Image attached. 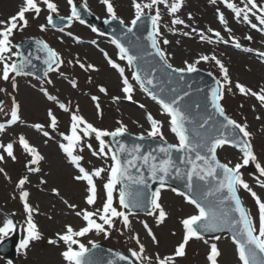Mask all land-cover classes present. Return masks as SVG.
Returning a JSON list of instances; mask_svg holds the SVG:
<instances>
[{"label":"snow or ice","instance_id":"6c2138e0","mask_svg":"<svg viewBox=\"0 0 264 264\" xmlns=\"http://www.w3.org/2000/svg\"><path fill=\"white\" fill-rule=\"evenodd\" d=\"M66 2L70 7V13L67 16L59 15V6L55 0H22V4L14 15L7 20L0 19V80L10 82L14 90L18 87L16 77L35 74L26 71L29 66L34 67L32 59L20 51L21 45L15 42V34L29 27L30 16L37 19L42 12H47L46 22L39 24L41 32L47 31L49 26L57 27V19L67 21L69 27L74 21H78L80 24L87 23L82 18L81 5L74 0H66ZM209 2L213 5L217 4V0H209ZM101 3L106 6L108 14V19L104 23L116 20L124 26L122 36L127 40V46L120 38L114 36L111 39V43L118 49L119 60L127 62V66L132 69V79L139 84L144 93L158 103L162 114L168 117L169 130L175 135L177 143L167 142L162 131L164 122L155 118L151 112L146 114L149 123L147 136L158 138L162 143L156 151L146 153L141 152V145L135 144L129 148L118 139L128 133L127 125L122 121H117L118 127L109 131L97 127L85 119L83 115L79 114L78 104L73 108L71 101L66 103L60 100L58 96L51 94L44 84L52 85V79L47 77L49 73H57L75 89L78 87V81L69 79L61 70L62 66L65 64L78 66L85 72L98 71L97 67L92 63L82 61L78 56L65 61L62 54L46 41L35 40L38 51L45 53L43 63L46 65L43 75L47 79L42 82L39 91L48 101L52 102L53 107L47 109V125L34 123L31 127L47 138L44 140L45 144L49 140L57 143L67 162L75 169L72 180L85 185L84 202L89 206L80 208L77 204L70 203L61 196L59 188H51L50 191L60 197L65 206L81 219L83 226L76 229L71 224H66L62 232H57L55 238H49L47 242L54 246L63 244L64 250L61 252V256L65 264H96L92 259V249L98 248V244L95 241H89L88 243L92 246L90 249L82 242L81 238L91 232L109 237L113 231L117 230L119 223L121 234L123 235L125 230L129 231L131 233L129 238L137 245L136 248L128 249V255L116 252L115 257L119 261H124L126 264H179V259L184 258L187 254L186 247L190 241L196 239L209 244V241L205 239V234L227 231L230 234L239 264H264V199L242 178L241 173L243 167L254 162L259 173L256 177L257 182L261 187H264V179H261L264 177V164L258 161L255 146L252 143L254 133L249 131L247 122H238L227 115L222 103L226 95L233 92L234 86L240 94L254 97L260 102L261 107H264V87L254 90L239 81L234 83L230 77L229 68L215 54L210 56L201 54L192 62L185 60V67H173L169 62L170 54L161 47V45H169L170 41L161 31V12L156 6L164 4L173 16L170 22L171 26L165 25L169 32L180 31L172 26L181 25L189 29V31L182 32L184 36L193 37L195 35L202 42H222L224 44L232 42L236 48H240L239 40L234 36L225 39L220 31L211 27L205 30L186 23L178 15L184 6V0H171V2L169 0H148V2L131 0L134 16L127 24L117 15L113 0H101ZM221 3L233 13V18L237 22L245 23L251 29L264 34V0L261 3H258L257 0H242V7L233 0H221ZM82 7L84 10H88L87 0H84ZM146 9L149 11L146 12ZM153 11L154 14H152ZM216 12L219 23L224 26L226 32L231 33L232 29L229 27V20L225 13L220 8H217ZM146 17L151 22V30L148 32L147 39L154 50V55L159 57L162 62L161 67L171 70L168 73L170 77L175 73L178 74V81H183L186 73L198 71L196 65L201 61L214 62L219 67L222 79L216 80V86L210 88L208 103L214 110L212 113H207L208 103L191 104L186 101L185 98L190 95L188 91L163 86L157 87L160 82L155 76V70L146 72L139 66L143 55L150 54L142 48L141 38L135 31ZM253 18L256 22H253ZM188 19H194L190 12ZM89 27L93 32L98 31L94 25H89ZM60 31L64 32V28L61 27ZM208 33H212L216 40L213 41L212 36H209ZM66 34L73 37L71 31ZM129 34L135 37L134 41L128 39ZM75 39L79 41L80 38L75 37ZM245 39L251 41L253 37L248 35ZM92 43L95 44L96 41H92ZM134 48L136 54H133ZM100 51L111 68L118 71L122 80L121 91L124 94V99L132 101L135 88L125 74V67L113 60L103 49ZM245 51H256L257 56L264 61V51L252 48H246ZM36 59H40V57L37 56ZM89 79L91 78L89 77ZM5 91L6 89L0 88V92ZM99 91L105 94L108 92L104 86H100ZM112 99L118 101L121 97L113 96ZM91 100L95 103L98 115H102L100 97L92 95ZM20 107L15 96H12L11 118L7 121L8 125L16 124L18 121L22 122ZM57 107L64 113L70 114L69 128L66 132L59 133L62 138L60 140H56L53 135L59 124V117L55 110ZM141 107L144 106L141 105ZM202 109L203 111H201ZM217 116L223 119L217 120ZM256 119H261V117L257 116ZM5 131L6 125L0 123V133ZM106 138H112V142L110 143ZM139 138L143 140L144 133H141ZM93 139L97 142L96 146L91 142ZM225 146L238 148L242 153V161L234 165L231 164V161L222 162L218 158V150ZM16 147L21 148L29 157L25 165L27 172L40 174L42 162L46 161V157L22 133L15 142L0 143V163L5 162L6 157L16 161ZM85 150L89 151L92 156L105 160V166H86L83 155ZM174 152L180 155L174 157ZM108 161L110 163H107ZM181 165L184 167L182 168ZM132 170H135V174ZM145 170L147 175L144 174ZM0 174H3L6 179H11L4 167H0ZM173 177L185 181L186 191L171 187L169 179ZM98 181L102 182L103 189V201L99 205ZM149 181L158 182V186L153 189ZM30 183V176L23 175L18 178L15 184L25 212V235L19 243V249L25 251L31 242L41 240L43 235L34 219V215L39 213V209L30 202L31 194L27 187ZM39 183L46 185L47 180L40 176ZM133 185L138 187L134 188ZM165 188H170L172 192L193 205L196 213L180 221L184 234L182 240L174 247L173 252L163 256L156 253L153 257L147 254L145 244L140 235L135 232L132 217L142 211L147 216L153 217L157 225L164 223L169 216L162 203V190ZM241 189L250 193L254 198L258 207L256 217L252 216L239 195ZM49 218L51 219V217ZM141 223L153 244L158 245L159 240L152 227L147 221H141ZM17 227L13 219H6L0 226V241L9 233L14 232ZM221 238V235H216L214 237L216 242L210 243L206 255L208 264H220L224 255L218 246ZM108 264H115V262L109 260Z\"/></svg>","mask_w":264,"mask_h":264},{"label":"rangeland","instance_id":"374dc122","mask_svg":"<svg viewBox=\"0 0 264 264\" xmlns=\"http://www.w3.org/2000/svg\"><path fill=\"white\" fill-rule=\"evenodd\" d=\"M192 1L193 0L184 1L185 10L180 12L182 18L189 21V24H191L192 26L206 30L208 29L209 26H213L215 24L220 25L217 19V13L215 14V11L210 12L209 8H207L208 9L207 11L204 10L202 11V8L204 7L202 5L198 6L197 2L196 4H193ZM207 1L209 4H211L209 0ZM258 1L262 2V0H258ZM55 2L58 4L60 12L64 13V0H55ZM87 2L95 6L96 14H98L100 17L106 16L104 8L101 4V0H87ZM114 2L116 4L117 11L121 16V18H123L125 21L128 22V20L134 15V9L132 8L131 0H114ZM21 4H22V0H0V19L6 20V18L9 15L14 14L19 9V6ZM160 12H161L162 32L164 33L166 38L170 40V44L166 45V49L167 48L170 49V53H169L170 62L176 65H182L183 59L189 58L191 56L190 53L188 52V49H193L196 52L198 51L196 49L197 47H193L195 45L200 47L201 51L209 50L205 46L207 42H200V40H198V36L195 35L193 37L184 36L182 32L185 31L186 28H184L181 25L172 26L176 29H180V31H177L175 33L169 32L167 27H165V25L171 26L170 22L171 19H173V16L168 12L165 5L161 6ZM189 12L192 13L194 19L192 20L188 19ZM46 16H47V12L46 11L42 12L39 18L34 19L30 23L29 27L25 28L23 31L18 33L16 37L21 36V33L24 34L30 33V30L37 31L39 29V24L45 21ZM31 19L32 17L30 18V20ZM71 30L80 35L81 41L84 40L83 41L84 45L77 44L73 39L68 37V35L66 34H63L58 38L51 39V42L53 43L54 46L58 47L59 50L64 52L65 61L72 60L78 56L82 61L86 63L94 64L97 67L98 71L85 72L82 69H80L78 66H71L65 64L64 72L66 76L69 79H76L78 81V87L73 89L65 78L64 80H60V83L63 85V87L60 86L59 89H64V102L71 101V106L73 108H75V106L78 104L79 113L86 112L91 117L94 116L95 118L93 117V122L95 124H100L102 128L105 127L107 129H115L116 127H118L117 121H122L124 124L127 125L128 130L138 133L144 132L149 127V123L147 122L146 119V113L148 111L152 112L155 115V118L163 121L165 127V121L163 120V117L158 113H154V112H159V111H155V109L157 110V106L149 98L147 97L142 98L141 96L137 95L138 96L137 101L145 105L142 108L141 107L142 104L139 103H137L139 106L131 105V104L121 105L122 102L113 101L112 97L116 95L108 89H107L108 90L107 94L101 93L99 91L100 86H108L109 83H111V80L113 78L112 77L113 72L104 62L103 57L100 54L99 50L95 48H91L89 46V42L87 40L89 38H92L93 36H88V33H86L85 30H83V28L78 24H75ZM47 33L49 34L51 33V31H48ZM248 60L249 59H245L244 61L241 60L239 61L238 59L239 63L242 64L238 66L237 65L234 66L233 70L231 69L229 70V73L234 83L236 81H241L245 85L253 87L255 86L254 82H256L254 80L255 75L258 73L254 70V67H252L253 63L249 62ZM259 73L261 72L259 71ZM82 77L84 78L80 79ZM89 77L91 79H89ZM113 82H115V80ZM110 86L112 85L110 84ZM114 86H117L116 82ZM23 90H25L24 92H26V95L23 96L24 103L26 101V105L23 106V112L26 115V117H28V119H30L33 122L30 124V129L33 130V133L31 134L36 135L37 133L40 136H42V134L37 132L35 129H33L31 125L36 122L44 123L45 125H47L48 117L44 109L48 104L42 99V97L37 92L31 90L29 87L25 86ZM78 91H80L81 93H78ZM229 94L231 95V93ZM92 95H96L100 97V103L102 104L104 110L102 116L98 115L97 113L93 101L91 100ZM38 102H40V106L37 104ZM86 104L89 106H87ZM44 119L46 120L39 121ZM69 123H70V114L64 113V132H66L67 128H69L70 125ZM248 125L250 130L255 129L253 131L254 133L253 142L255 144V148L257 152L264 160V115H262L261 119L258 120H255L253 118H248ZM57 137H60L59 134L57 135ZM52 156L57 157L56 153H53ZM237 156L238 153L235 151H229V153L226 154V157L233 161L238 160ZM95 158L97 157L92 156L91 162H95ZM52 166H53L52 169L53 175L56 177V181L53 182L52 184L62 187V182L61 180L59 181L60 175L58 168L64 170L65 166L62 165V163L57 159L52 161ZM80 196H82V193L77 192L74 194V199L76 202L80 201ZM168 205L172 209V211L176 210L174 205L171 204ZM184 214L185 213H183L182 215ZM66 224H71L76 229H78L83 225L79 218H76L74 221L68 220L65 223V225ZM91 234H95V233H91ZM60 245L61 246L59 250L56 249L55 251H51L50 249L46 252V257L50 256L49 259L45 260L46 264H62L61 250L64 248V246L63 244ZM200 248L202 247L200 246ZM146 249L148 253H151L152 255L159 253L160 250V248H153L151 246H147ZM197 259H200L199 264L205 262L203 257H201L200 255L197 257ZM225 262H228V260H226Z\"/></svg>","mask_w":264,"mask_h":264},{"label":"bare ground","instance_id":"6f19581e","mask_svg":"<svg viewBox=\"0 0 264 264\" xmlns=\"http://www.w3.org/2000/svg\"><path fill=\"white\" fill-rule=\"evenodd\" d=\"M259 35V33L258 32H256V33H254L253 35H252V37H253V40L257 37Z\"/></svg>","mask_w":264,"mask_h":264}]
</instances>
